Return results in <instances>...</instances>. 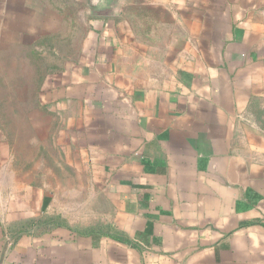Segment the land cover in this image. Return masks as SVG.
I'll use <instances>...</instances> for the list:
<instances>
[{"label": "crops", "instance_id": "0c3cea01", "mask_svg": "<svg viewBox=\"0 0 264 264\" xmlns=\"http://www.w3.org/2000/svg\"><path fill=\"white\" fill-rule=\"evenodd\" d=\"M69 1L84 34L52 92L86 183L42 182L0 121V264H264V0ZM56 9L0 0V53Z\"/></svg>", "mask_w": 264, "mask_h": 264}, {"label": "rangeland", "instance_id": "374dc122", "mask_svg": "<svg viewBox=\"0 0 264 264\" xmlns=\"http://www.w3.org/2000/svg\"><path fill=\"white\" fill-rule=\"evenodd\" d=\"M53 1L57 4L56 14L26 16L22 36L11 31L7 52L4 49L6 54L0 53V121L25 166L30 170L40 166L41 181L62 189L69 182L73 187L86 183V177L76 171L84 164L77 113L52 92L51 78L74 59L84 28L79 5L69 0ZM254 116L264 129V107L254 111ZM69 165L73 166L71 172ZM75 193L73 202H78L80 194ZM59 217V223L69 225Z\"/></svg>", "mask_w": 264, "mask_h": 264}, {"label": "trees", "instance_id": "16d2710c", "mask_svg": "<svg viewBox=\"0 0 264 264\" xmlns=\"http://www.w3.org/2000/svg\"><path fill=\"white\" fill-rule=\"evenodd\" d=\"M69 12H72V8H71V11H69ZM67 13V12H66Z\"/></svg>", "mask_w": 264, "mask_h": 264}]
</instances>
